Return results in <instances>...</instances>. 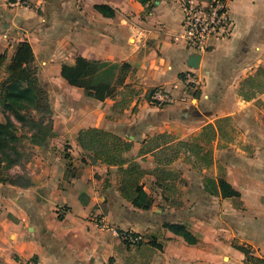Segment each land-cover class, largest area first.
<instances>
[{
	"label": "crops",
	"instance_id": "obj_1",
	"mask_svg": "<svg viewBox=\"0 0 264 264\" xmlns=\"http://www.w3.org/2000/svg\"><path fill=\"white\" fill-rule=\"evenodd\" d=\"M31 1L37 9H8L0 0V85L18 44L27 43L48 99L50 135L33 143L30 131L27 149L17 148L23 169L0 176V264H246L235 245L264 261V109L253 105L258 92L242 97L243 82L264 71V0H226L232 33L209 42L197 69L188 67L195 55L181 39L183 7L209 0ZM77 58L100 65L97 78L110 89L103 100L61 77ZM189 70L197 90L181 80ZM154 89L174 102L150 105ZM5 116L15 124L0 106V123ZM208 125L215 138L196 140L199 155L181 151L165 166L140 155L160 134L174 146ZM89 128L131 143L124 157L144 172L147 210L123 197L118 167L80 148L78 133ZM219 179L239 197L223 198ZM97 216L107 228L95 224ZM170 226L183 227L194 243ZM122 232L141 243L125 244Z\"/></svg>",
	"mask_w": 264,
	"mask_h": 264
},
{
	"label": "trees",
	"instance_id": "obj_2",
	"mask_svg": "<svg viewBox=\"0 0 264 264\" xmlns=\"http://www.w3.org/2000/svg\"><path fill=\"white\" fill-rule=\"evenodd\" d=\"M103 15H113L112 11L106 13V8L101 6L94 7ZM33 54L27 43H19L7 67V78L0 85V106L3 110L9 112L15 122L22 125L28 120V113L41 114L39 123L31 121L30 130L33 131L31 141L44 140L50 135V124L44 125L43 118L49 114V103L45 92L39 87L34 76L35 68L32 65ZM3 59L0 58V68ZM127 66H122L126 68ZM100 65L97 62H90L83 58H77L73 66L64 65L61 67V77L72 87L83 88L88 92V96L96 100H103L110 93L109 85L97 78ZM252 79H246L244 86H250ZM149 92L146 99H149ZM198 96V92L194 94ZM252 94L242 95L245 100L250 99ZM39 105H43L44 109H40ZM38 106V107H37ZM17 127L9 116H5V122L0 123V164L19 165L21 155L17 150L20 137L17 135ZM215 131L213 125L206 126L193 141L176 142L171 145V140L166 134H160L149 140L140 150V155L151 153L157 165L165 166L173 162L177 153L183 151L191 154L199 155L203 152L196 140L205 139L213 140ZM77 143L84 151L92 152L95 158L102 164L118 167L120 173L121 193L123 197L131 202L134 207L147 210L152 200L143 192L141 179L144 172L140 166L133 160H128L124 154L131 148V143L104 130L89 128L81 130L78 133ZM12 152L16 156L15 160H10L7 153ZM211 152H205L202 156L203 161ZM7 160V161H6ZM158 180H161L158 177ZM218 187L223 198H237L238 194L222 179L218 180ZM170 230L180 234L188 243H194L191 235L181 226H170ZM235 249L243 253L246 257V264H264V261L250 256V251L243 246H235Z\"/></svg>",
	"mask_w": 264,
	"mask_h": 264
},
{
	"label": "built area",
	"instance_id": "obj_3",
	"mask_svg": "<svg viewBox=\"0 0 264 264\" xmlns=\"http://www.w3.org/2000/svg\"><path fill=\"white\" fill-rule=\"evenodd\" d=\"M8 9L38 8L31 0H1ZM181 39L191 55H200L207 51L212 39H226L230 37L233 23L229 16V7L226 0H209L206 4L187 2L183 7L181 22ZM182 82L192 90L199 88V81L194 71L184 73ZM150 105L163 107L174 102L172 95L162 89H154L147 99ZM94 222L98 227L107 228L103 217H95ZM122 241L129 246H137L141 243L140 237L130 232L118 234ZM26 264H39L30 260Z\"/></svg>",
	"mask_w": 264,
	"mask_h": 264
},
{
	"label": "rangeland",
	"instance_id": "obj_4",
	"mask_svg": "<svg viewBox=\"0 0 264 264\" xmlns=\"http://www.w3.org/2000/svg\"><path fill=\"white\" fill-rule=\"evenodd\" d=\"M243 93L244 95H254L255 93L258 92V96L256 98V100L254 101L253 105L257 108V109H264V71H258V73H256V76H255V79L250 83V86H244L243 87ZM251 95V96H252ZM251 98V97H250ZM38 107V106H37ZM39 108L41 109H44L43 105H39ZM9 113V112H8ZM35 117V114H33L32 112L28 113V120L27 122L23 123L22 125L18 124L15 122V126L17 127V135L20 137V141H19V144L21 145L23 151L25 149H27V146H28V142H29V132L31 131L30 130V127H31V121H35L36 123H39V120L40 117H36L37 119H34ZM263 119H264V116H263ZM44 122H46V118L43 120ZM222 127H224L226 129V131H228L230 134H231V127H230V123L229 121H224L222 124ZM28 140V141H27ZM21 142V143H20ZM238 148L240 150H247V147L246 146H243V145H238ZM7 155H9V159L7 162H9L10 160L14 161L16 158V156L13 155L12 152H8ZM2 160V157H0V161ZM21 165V168L23 167V164H20ZM13 164L11 163H8L7 165H2L0 164V176L2 177H5L7 176L8 177V174L11 173V171H14L16 170L17 168H13ZM23 169V168H22ZM19 172H20V169H19ZM237 246V245H235Z\"/></svg>",
	"mask_w": 264,
	"mask_h": 264
},
{
	"label": "water",
	"instance_id": "obj_5",
	"mask_svg": "<svg viewBox=\"0 0 264 264\" xmlns=\"http://www.w3.org/2000/svg\"><path fill=\"white\" fill-rule=\"evenodd\" d=\"M199 61H200L199 56H192L189 58L187 65H188V67H190L192 69H197Z\"/></svg>",
	"mask_w": 264,
	"mask_h": 264
}]
</instances>
